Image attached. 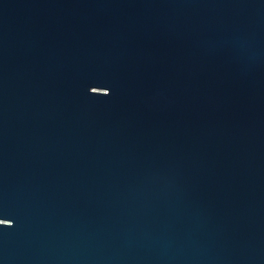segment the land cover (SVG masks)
I'll return each instance as SVG.
<instances>
[{
  "label": "water",
  "instance_id": "95a60500",
  "mask_svg": "<svg viewBox=\"0 0 264 264\" xmlns=\"http://www.w3.org/2000/svg\"><path fill=\"white\" fill-rule=\"evenodd\" d=\"M0 264H264V0H0Z\"/></svg>",
  "mask_w": 264,
  "mask_h": 264
}]
</instances>
